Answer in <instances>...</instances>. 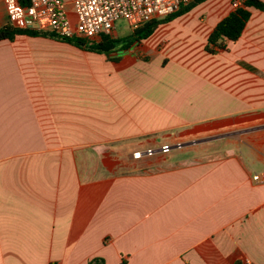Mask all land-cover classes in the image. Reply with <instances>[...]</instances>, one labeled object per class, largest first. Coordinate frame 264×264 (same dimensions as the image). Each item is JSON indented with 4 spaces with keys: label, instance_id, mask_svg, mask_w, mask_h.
Masks as SVG:
<instances>
[{
    "label": "crops",
    "instance_id": "crops-1",
    "mask_svg": "<svg viewBox=\"0 0 264 264\" xmlns=\"http://www.w3.org/2000/svg\"><path fill=\"white\" fill-rule=\"evenodd\" d=\"M236 1L197 5L115 62L0 41V264H264V10L204 51ZM175 137L177 155L121 148Z\"/></svg>",
    "mask_w": 264,
    "mask_h": 264
},
{
    "label": "built area",
    "instance_id": "built-area-1",
    "mask_svg": "<svg viewBox=\"0 0 264 264\" xmlns=\"http://www.w3.org/2000/svg\"><path fill=\"white\" fill-rule=\"evenodd\" d=\"M7 23L23 30L54 34L60 38H80L94 41L111 36L119 20L133 31L152 20H162L187 6L192 0H2ZM71 6V9L68 8ZM240 6L238 1L233 8ZM73 18V20H71ZM182 148L161 145L158 148L137 150L132 158L140 160L156 154H168ZM254 183H264L259 173Z\"/></svg>",
    "mask_w": 264,
    "mask_h": 264
},
{
    "label": "trees",
    "instance_id": "trees-1",
    "mask_svg": "<svg viewBox=\"0 0 264 264\" xmlns=\"http://www.w3.org/2000/svg\"><path fill=\"white\" fill-rule=\"evenodd\" d=\"M207 0H192L190 4L182 7L178 12L162 19L152 20L140 28L133 30L131 34L125 38H112L111 36H101L96 41H90L80 38H60L54 34L37 32L34 30L18 29L11 24L7 23L0 27V41L12 42L18 36H27L31 38H48L57 42L71 45L79 50L102 54L110 61H117L116 58L111 56L124 51L132 44L140 43L147 39L159 25L172 21L175 17L181 16L188 12L190 9L200 5ZM264 10V4L259 0H244L240 6L233 9L225 18L220 20L212 29L207 37L204 51L208 54L215 55L218 51L224 50L225 42L237 41L249 19V9ZM88 264H102V260L93 259Z\"/></svg>",
    "mask_w": 264,
    "mask_h": 264
},
{
    "label": "rangeland",
    "instance_id": "rangeland-1",
    "mask_svg": "<svg viewBox=\"0 0 264 264\" xmlns=\"http://www.w3.org/2000/svg\"><path fill=\"white\" fill-rule=\"evenodd\" d=\"M63 1L66 2V3H68L70 0H63ZM68 8L71 9V6H69V4H68ZM71 20H73V18H71ZM5 24H7V16H6V12H5V8H4L3 2H2V0H0V26H3ZM116 27H117L116 28L117 33H116V31L113 32V34L111 35L112 38H121V37L127 35L130 32L128 30L127 25H126V23H125L124 20H119L116 23ZM98 39L99 38H97L96 40H98ZM96 40H94V41H96ZM226 56L228 57V55L222 54L221 57L226 58ZM175 134H176L175 131H169V132L167 131V132H160L159 134L147 135L145 138L157 137L159 141H162V139L164 138V136H175ZM219 134L220 133L210 134V135H207V136H211V135L212 136H215V135H219ZM171 140L174 141L172 146H175L176 144L183 145V143L180 140H178V138H176V137L175 138H172ZM136 143H137L136 141L132 140V141H129L127 143V145H129V146H125V147L123 146L121 148L124 149V150L126 149L128 153H132V154L135 151H137V150H143V149L138 148L137 145H136ZM166 145H169V144H166ZM120 146H122V145H120ZM217 150H221V148L218 147V148H216V151ZM177 154H179V151H176V152H173V153L171 152L170 155H177Z\"/></svg>",
    "mask_w": 264,
    "mask_h": 264
}]
</instances>
